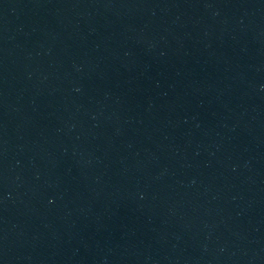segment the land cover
Returning <instances> with one entry per match:
<instances>
[{"label": "water", "instance_id": "water-1", "mask_svg": "<svg viewBox=\"0 0 264 264\" xmlns=\"http://www.w3.org/2000/svg\"><path fill=\"white\" fill-rule=\"evenodd\" d=\"M264 60V0H0V264H84Z\"/></svg>", "mask_w": 264, "mask_h": 264}]
</instances>
